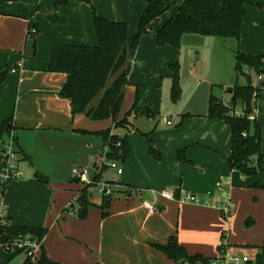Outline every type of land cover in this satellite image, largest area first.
Instances as JSON below:
<instances>
[{"label":"crops","instance_id":"crops-1","mask_svg":"<svg viewBox=\"0 0 264 264\" xmlns=\"http://www.w3.org/2000/svg\"><path fill=\"white\" fill-rule=\"evenodd\" d=\"M248 1L239 40H223L232 52L227 56L229 60H235L238 51L264 55V0ZM165 2L169 5L168 0ZM146 7L145 0H93L91 4L80 0H8L0 4V74L7 73L0 85V123L11 122L15 127L12 136L16 138L12 148L19 153V159L21 152L27 156L22 168L19 165L24 177L0 192V213L15 226L46 229L43 249L54 262L177 264L155 247L166 244L172 236L189 255L206 258L218 255L223 235L232 249L239 246L231 244L235 241L246 244L253 252L264 246V240L259 242L264 239V209L246 213L240 208L246 197L251 200L252 192L264 202V172L244 176L231 169L227 161L232 152L231 130L223 120L207 117L213 86L232 88V79L217 78V84L198 81L185 103L174 106L169 116H162L160 111L156 114L153 109L146 112L141 103L138 112L128 116L123 126H116L113 119L93 121L83 114L74 115L71 100L60 95L68 76L49 71L52 46L97 45L95 13L110 21L127 23L129 31L135 33ZM172 11L161 17L157 31L176 16L170 15ZM51 20L56 24L52 25ZM31 28L38 31L35 56L27 58L25 48L32 39ZM207 38V45L210 39H220ZM142 51L141 45L135 55L140 57ZM192 55L197 58V53ZM246 71L250 76L254 70ZM261 82L255 117L256 121L262 118L263 124L259 123L264 126V98L260 100L264 81ZM124 105L117 121L129 112ZM164 117L173 124H164ZM106 131L128 140L130 157L120 162L123 174L117 179H113L111 170L103 171L101 180L113 181L110 206L101 210L103 196L96 201L90 190L85 203L87 216L81 218L78 200L84 187L76 182L72 171L82 166L89 169V177L94 176L107 147L98 133ZM9 145L0 127V151ZM262 148L264 152L263 144ZM40 175L49 182L40 181ZM217 183L222 184L234 203L229 234L219 209L222 192L217 190ZM164 191L174 192L176 199L162 198ZM189 193L206 200L210 193L213 205L181 202ZM150 206L157 210L151 213ZM243 220L251 228L242 231L241 236L233 226Z\"/></svg>","mask_w":264,"mask_h":264},{"label":"trees","instance_id":"trees-1","mask_svg":"<svg viewBox=\"0 0 264 264\" xmlns=\"http://www.w3.org/2000/svg\"><path fill=\"white\" fill-rule=\"evenodd\" d=\"M8 0H0L3 4ZM91 4L93 0H80ZM177 1V0H176ZM147 5L138 23V33L133 40V48H137L141 37L152 31L153 25L159 23L161 17L167 13L171 6L165 0H145ZM248 0H180L178 13L170 17L156 33V43L159 47L172 46L179 48L182 36L185 34L200 35L203 37L234 38L239 40L245 7ZM94 26L99 39L97 46L90 45H53L49 58V71L64 73L68 76L61 90V97L70 99L73 114H83L93 121L113 119L116 126H123L128 116L134 111L138 112L136 102L126 117L117 121L125 91L128 85L130 68L127 66L129 26L125 22L110 21L94 14ZM36 41V37H31ZM237 75L244 73L245 68L264 78V55L250 56L239 51L236 52ZM173 72V85L171 97L174 102L180 99L181 87L179 84L178 64L171 65ZM7 73L0 74V85ZM143 85V84H142ZM221 86H213L214 88ZM232 95V105L226 106L221 99L212 93L209 101L207 117L212 120H223L231 130V156L228 163L244 176H254L264 172V153L262 151L261 124L250 120L254 114L253 103L258 97L253 85L235 86L229 88ZM241 109L237 114L236 109ZM2 136L10 138L15 127L11 122L0 123ZM103 137L105 146L110 152L108 157L119 162H126L130 157V144L126 138L111 135L110 131L98 133ZM16 141V138H14ZM121 142L120 148L115 144ZM5 143V141H3ZM154 152V151H152ZM25 160V154L21 152ZM103 172L96 176L100 181ZM39 180L48 183V179L39 176ZM78 182V180L76 181ZM79 183V182H78ZM7 186V185H6ZM4 188L0 191H4ZM81 195L88 198V188H83ZM112 197L103 196L101 210L110 206ZM87 205L79 208L81 218L87 216ZM8 220V219H7ZM8 225L0 224L2 242H10L20 237H29L32 240H43L47 230L43 228H30L15 226L8 220ZM224 238V235L222 239ZM167 258L175 263L188 262L190 264H207L211 258L201 255L191 256L180 246L176 236L169 238L164 245L155 246ZM264 251V246L257 249ZM262 254V253H261ZM262 260V256L260 257ZM23 264H60L49 259L42 248L36 262L26 258Z\"/></svg>","mask_w":264,"mask_h":264},{"label":"rangeland","instance_id":"rangeland-1","mask_svg":"<svg viewBox=\"0 0 264 264\" xmlns=\"http://www.w3.org/2000/svg\"><path fill=\"white\" fill-rule=\"evenodd\" d=\"M168 1L169 5L171 6V9L169 11L171 12L172 10H174V12L172 11L173 14L170 15L174 16L176 15V10L180 1ZM46 21L48 22V19H46ZM51 22L50 23L52 25L56 24L52 20ZM159 24L160 23H155L153 25L152 31L141 37L136 49L133 48L132 44L134 38L137 36L138 26L135 33H131V31H129L127 66L130 68V74L122 107L127 102L124 106H127V108L130 110L132 106L137 102L138 106H140V104L142 103L143 108L150 107L151 109H153L154 113H156V111H160V114L162 116H169L171 115L170 111L175 108L174 106L183 105L185 103L186 97H188L192 93L195 83L200 80H204V82L206 83L209 82L211 84H217L218 82H215L217 81V78H222L224 80L230 78L233 81V87L237 85L247 86L251 84L254 85L253 87L255 90L262 89V87H260L262 84V80L254 71H251V74L249 76L246 71L247 68H245L243 74L237 75L235 70L236 59L234 60L233 58H230L229 60V58H227V56H229V53L231 54L232 52L230 48L225 47V43L223 41L224 38L210 39L212 40L209 41L211 42V44L207 45L206 42L207 40H209L207 37L194 34H185L182 36L179 48H175L172 46L159 47L156 43V38L154 37V35H156L157 33L156 26H158ZM144 37L148 39H143ZM98 44L99 42L97 40V45ZM141 45L143 46L144 51H142L140 57H137L135 54ZM208 48H211L210 52H207ZM235 52L236 51L234 50L233 55L235 54ZM194 53H197V58L195 59H193L192 55ZM175 64H178L179 84L181 87L180 99L176 102H174L171 97L173 85V72L171 69V65ZM204 87L205 84H203L199 92H201ZM220 92L222 93V95L220 94ZM214 94L218 96L221 101L226 104V106L232 105V95L231 93H229L228 88H214ZM257 94L259 96L258 92ZM260 95H262V98H260L261 100L264 98V95L263 93ZM129 98L131 102L127 101L129 100ZM181 100H183L182 103ZM253 107H256V101L253 103ZM260 108H263L261 101L258 102L259 112H261ZM236 110L241 113V109L239 107ZM258 122L262 123V118L260 120L259 117ZM262 129V144L264 146V126H262ZM17 163L21 166V168L23 164H25L24 161ZM92 192L96 201H98L102 197L98 189L94 188ZM249 199V197H246L245 201L240 206L242 212L245 211L246 213H249L250 211H259L264 209V202L263 200H259V196L257 194H253L252 192L251 200ZM230 217H223V221L225 222L224 224L226 226L224 230H226V233L228 234L231 231L230 229H232L228 225V222H230ZM259 226L263 230V224H260ZM249 228L251 227H247L245 220H243V222L241 223H236L233 226L234 231L241 236L244 230ZM262 238H264V236H262ZM263 240L264 239L259 242L263 243ZM222 241L223 240L221 239L219 247L221 246ZM231 244H239L236 249L231 250V253L239 252L240 254H247L250 256L254 254L251 249L245 247L246 244H241L237 241ZM9 255L11 256L10 259ZM25 258L26 253L20 252V250L17 248H13L12 251H7L4 248L0 249V264H22V261Z\"/></svg>","mask_w":264,"mask_h":264},{"label":"built area","instance_id":"built-area-1","mask_svg":"<svg viewBox=\"0 0 264 264\" xmlns=\"http://www.w3.org/2000/svg\"><path fill=\"white\" fill-rule=\"evenodd\" d=\"M38 33L36 28H31L29 35L30 37L35 36ZM261 80L264 81L262 76ZM256 111L254 114L250 116V120L254 121ZM163 122L166 125H172L173 120L164 117ZM12 134V133H11ZM111 135H113L111 133ZM9 140V148L3 151H0V191L7 184L22 179L24 177L23 172L20 170V166L17 162H19L18 152L13 150L12 146L15 142L14 137L10 135ZM117 148H120L121 142L119 141L115 144ZM110 152L109 147L107 146L103 157L97 162L96 170L94 176L89 177V169L83 167H75L73 168V177L78 180L80 184L83 185L84 188H88V191L93 190L94 188L98 189L99 193L102 196L113 197L114 191L112 188L113 181L110 180H96V176L102 173L104 170H111L114 172L113 179H117L119 176L123 174V169L121 164L116 159H110L108 157V153ZM217 190L222 192V203L219 205V209L221 215L224 218H229L232 214V210L234 208V203L229 195L223 190V186L221 183L216 184ZM160 196L167 200H175L176 195L174 192L164 191L160 194ZM212 194H208V199H204L202 196H198L195 194H186L184 197L180 199L181 202H189L198 206H206L211 207L213 204L210 202ZM157 207L150 206L149 211L151 213L155 212ZM0 224L8 225L9 222L7 218L4 216L3 212L0 213ZM222 244L219 247L218 255L215 258H211L207 264H264V251L258 252L257 250L254 252L252 256L247 254H240L239 252L231 253L232 248L229 246L227 236L225 235L222 239ZM43 240H32L29 237H20L16 240L10 242H2L0 236V249L4 248L7 251H12L13 248H17L20 252L26 253V258H30L33 262H36L42 252L43 248ZM262 253V254H261ZM262 256V260L260 257ZM178 264V263H177ZM180 264V263H179ZM183 264H190L188 262H183ZM202 264V263H199Z\"/></svg>","mask_w":264,"mask_h":264},{"label":"water","instance_id":"water-1","mask_svg":"<svg viewBox=\"0 0 264 264\" xmlns=\"http://www.w3.org/2000/svg\"><path fill=\"white\" fill-rule=\"evenodd\" d=\"M35 46H36V42L34 40L30 39L27 41L26 48H25V57L33 58L35 56ZM263 86H264V83H263ZM145 111L150 112L151 108L147 107ZM35 178H38V175H35ZM78 203L80 204V207H84L86 203V196L81 195V197L78 200ZM180 264H183V262H181Z\"/></svg>","mask_w":264,"mask_h":264}]
</instances>
